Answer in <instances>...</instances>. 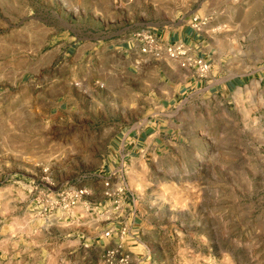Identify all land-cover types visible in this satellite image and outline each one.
Here are the masks:
<instances>
[{
    "label": "rangeland",
    "instance_id": "374dc122",
    "mask_svg": "<svg viewBox=\"0 0 264 264\" xmlns=\"http://www.w3.org/2000/svg\"><path fill=\"white\" fill-rule=\"evenodd\" d=\"M187 29L189 63L114 52ZM123 255L264 264V0H0V264Z\"/></svg>",
    "mask_w": 264,
    "mask_h": 264
},
{
    "label": "built area",
    "instance_id": "2783aa9c",
    "mask_svg": "<svg viewBox=\"0 0 264 264\" xmlns=\"http://www.w3.org/2000/svg\"><path fill=\"white\" fill-rule=\"evenodd\" d=\"M200 25L199 19L195 18L193 20V27L199 30ZM136 41L142 55L154 58L168 57L173 60L184 59L186 63L190 62V59L188 58L189 49L183 42L163 46L154 32L150 30L138 33L136 35ZM195 65H199L203 71H206L207 69V64L201 59H196ZM103 187L104 195L106 198L111 199L113 197V192L110 183L106 182ZM92 194L93 191L91 188L75 187L61 189L56 192H49L47 198L50 203V208L69 210L81 204ZM111 234L112 232H107L105 236L110 237ZM116 254H118V252L115 250L109 251L105 257L106 263L113 260L116 257ZM116 264H130V257L123 255Z\"/></svg>",
    "mask_w": 264,
    "mask_h": 264
},
{
    "label": "crops",
    "instance_id": "0c3cea01",
    "mask_svg": "<svg viewBox=\"0 0 264 264\" xmlns=\"http://www.w3.org/2000/svg\"><path fill=\"white\" fill-rule=\"evenodd\" d=\"M155 33V35L157 36V38L164 44V45H168V44H171L172 42H174V39H176L175 41H181V42H184V43H188V44H193L194 43V41H196V39H199V37H200V34L199 33H197L196 34V32L194 31V30H189V29H187L186 30V32H181V33H179L177 36H174V38H171L170 39V37H169V34L168 33H164V32H154ZM199 42V41H198ZM109 46L110 45H108L105 49L106 50H104L105 52L106 51H110V49H109ZM114 52H116L119 56H120V58H121V60H129V59H132V57L134 56V55H138L139 57H142L144 60H142V62L143 63H146V61H149V60H155V59H152V58H150V57H147L146 55H142L141 53H140V48H139V46L136 44V43H132V42H130L129 44H124V45H120V46H116L115 48H114ZM157 61V60H156ZM195 83V85H197L198 86V84L199 83H201V82H203V81H199V80H197V79H195V81H194ZM191 84H193V83H191ZM135 144H134V147H133V149H138V147H139V144H140V142L139 141H136V142H134ZM102 190H104V188L102 187V189H101V191ZM92 191H93V189H92ZM94 192V191H93ZM103 197V196H102ZM87 200H89L90 202V204H91V206H95L96 207V209L97 208H101V207H103L104 205H103V203H104V197H103V199H102V201H100V202H98V201H94L93 200V196L92 197H90V199L88 198ZM107 205V204H106ZM91 206H88L87 208H92ZM97 206H99V207H97ZM81 208H84V207H81ZM83 216L81 215V218H82ZM80 220V218H78V221ZM98 237H100V236H98ZM96 240H97V235H96ZM100 242V241H99ZM100 243H102V241L100 242Z\"/></svg>",
    "mask_w": 264,
    "mask_h": 264
}]
</instances>
